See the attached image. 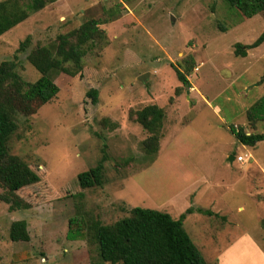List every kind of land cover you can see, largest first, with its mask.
I'll use <instances>...</instances> for the list:
<instances>
[{
  "label": "rangeland",
  "instance_id": "obj_1",
  "mask_svg": "<svg viewBox=\"0 0 264 264\" xmlns=\"http://www.w3.org/2000/svg\"><path fill=\"white\" fill-rule=\"evenodd\" d=\"M89 20L100 23L103 36L87 49L79 75L55 78V99L26 103L9 89L0 98L18 111L10 153L40 177L16 193L27 208L11 210L0 200V264L97 262L98 221L112 225L136 207L179 219L174 213L186 206H219L226 214L207 218L217 228L228 223L219 236L201 213L185 222L208 263L237 235L232 251L218 253L219 264H264V141L243 146L230 132L264 134V121L252 128L247 120L264 97V44L245 58L235 55L236 44L250 45L264 32V12L246 19L225 0H58L0 37V64L16 57L20 75L34 83L40 74L29 53L57 46L60 35ZM27 37L29 48L18 53ZM173 66L192 68L190 89ZM149 105L166 113L157 155L145 153L149 134L136 122ZM104 153V185L82 189L79 174ZM230 156L246 162L229 163ZM7 193L0 186V196ZM20 220L29 242L10 239Z\"/></svg>",
  "mask_w": 264,
  "mask_h": 264
},
{
  "label": "trees",
  "instance_id": "obj_2",
  "mask_svg": "<svg viewBox=\"0 0 264 264\" xmlns=\"http://www.w3.org/2000/svg\"><path fill=\"white\" fill-rule=\"evenodd\" d=\"M58 0H7L0 2V37L25 22L31 14L43 10ZM129 2L130 0H122ZM233 9L240 11L244 18L251 19L264 12V0H225ZM99 22L89 20L77 31L58 37L55 47L38 46L28 55V61L40 74L39 79L27 82L18 72V61H4L0 64V98L5 91L12 90L23 102L38 101L41 105L50 103L59 94L55 78L60 74L71 77L83 71V59L87 49L95 44L103 34ZM75 38V39H73ZM31 44L27 37L19 46L18 53L26 52ZM264 44V32L250 45L236 44L235 55L247 57L248 51ZM177 77L184 87L191 88L188 75L175 66ZM179 90L176 91L177 95ZM94 102L97 90L88 92ZM18 111L10 103L0 99V186L7 190L0 200L10 205L11 210L27 208L16 194L21 189L40 182L39 175L20 157L9 151V141L18 130ZM166 119L164 109L149 105L136 113V122L149 134L143 142L147 155H157L160 150L162 130ZM250 126L256 127L264 121V97L259 99L247 113ZM230 132L243 146L256 147L264 141V134H247L243 129L230 127ZM106 149V146H104ZM108 156L104 153L93 168L79 174L82 189L102 187L105 183V164ZM212 216L211 211L189 208L179 219L155 209L132 208L129 215L112 225L96 223L95 238L99 249V261L90 264H217L208 263L202 252L185 229L186 217L193 213ZM78 218L70 221V226L78 224ZM11 241L29 242L27 222L15 221L10 228Z\"/></svg>",
  "mask_w": 264,
  "mask_h": 264
},
{
  "label": "crops",
  "instance_id": "obj_3",
  "mask_svg": "<svg viewBox=\"0 0 264 264\" xmlns=\"http://www.w3.org/2000/svg\"><path fill=\"white\" fill-rule=\"evenodd\" d=\"M215 110L217 111V112H219V109L218 108H215ZM236 162V161H235ZM241 164V163H240ZM196 196H197V194H196ZM187 205V204H186ZM189 207L190 206H186V207H183L184 209L181 211V213H174L176 216H178V218L182 215V214H184L188 209H189ZM191 208V207H190ZM195 209H203V208H197V207H194ZM214 208V207H213ZM213 208H211V209H206V208H204L203 210H207V211H211L212 213H213V215H215V217H218V216H226V214H224L222 211H219V206H216V208L217 209H213ZM243 208H241L240 210H242ZM179 210H181V209H179ZM179 210H177V211H179ZM173 212H176V209H173ZM180 212V211H179ZM194 214L195 213H193V214H190V215H188L187 217H190V216H192V217H194ZM201 215H204V214H201ZM212 215V216H213ZM204 216H206V224H205V227H206V225H208L207 227L208 228H210V229H212V228H215V232L218 234V236H219V234L221 233L220 231H224L225 229H227V227H225V226H228V223H226V225H224L223 224V226L222 227H219V228H217L216 226H214V225H210V223H208V220H207V218H209V216H207V215H204ZM187 217H186V219H185V221H184V225H185V222H186V220H187ZM196 218H198V216H195ZM177 219V218H176ZM202 219V218H201ZM230 230H232V228H230V225H229V231ZM231 232V231H230ZM216 233H214V236H216L217 234ZM240 234H242V233H240ZM230 237H231V233L230 234H228ZM243 236V235H242ZM235 237H237V235H234V236H232V238H230L229 240H228V242H229V244H228V246L227 247H225L224 249H223V251H219L218 253H221V255H222V253L224 252V250L225 251H232V249H233V245L237 242V240H239L240 238H238L237 237V239L234 241V243H232V240H234L235 239ZM241 237V236H240ZM204 244H205V242H204ZM197 246V245H196ZM198 247V246H197ZM232 247V248H231ZM199 248V247H198ZM231 248V249H230ZM200 249V248H199ZM201 251V250H200ZM202 252V251H201ZM216 254V256L215 257H217V258H215L216 259V262H217V264H219V262H220V256H219V254Z\"/></svg>",
  "mask_w": 264,
  "mask_h": 264
},
{
  "label": "built area",
  "instance_id": "obj_4",
  "mask_svg": "<svg viewBox=\"0 0 264 264\" xmlns=\"http://www.w3.org/2000/svg\"><path fill=\"white\" fill-rule=\"evenodd\" d=\"M235 161H236V162H239V163H241V164H245L246 159H245L244 157H242V156H237V157L235 158Z\"/></svg>",
  "mask_w": 264,
  "mask_h": 264
},
{
  "label": "water",
  "instance_id": "obj_5",
  "mask_svg": "<svg viewBox=\"0 0 264 264\" xmlns=\"http://www.w3.org/2000/svg\"><path fill=\"white\" fill-rule=\"evenodd\" d=\"M144 79H145V77H143V76L140 78L141 81H144ZM234 160H235V157L230 156L229 159H228V162H229V163H233Z\"/></svg>",
  "mask_w": 264,
  "mask_h": 264
}]
</instances>
